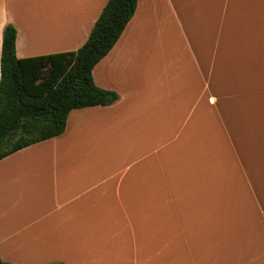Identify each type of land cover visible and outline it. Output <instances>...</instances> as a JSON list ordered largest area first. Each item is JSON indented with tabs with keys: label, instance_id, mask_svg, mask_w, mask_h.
Returning <instances> with one entry per match:
<instances>
[{
	"label": "crops",
	"instance_id": "0c3cea01",
	"mask_svg": "<svg viewBox=\"0 0 264 264\" xmlns=\"http://www.w3.org/2000/svg\"><path fill=\"white\" fill-rule=\"evenodd\" d=\"M108 0H0L18 59L80 48ZM107 106L0 160L11 264H264V0H137Z\"/></svg>",
	"mask_w": 264,
	"mask_h": 264
},
{
	"label": "trees",
	"instance_id": "16d2710c",
	"mask_svg": "<svg viewBox=\"0 0 264 264\" xmlns=\"http://www.w3.org/2000/svg\"><path fill=\"white\" fill-rule=\"evenodd\" d=\"M137 0H108L83 45L69 53L18 59L17 31L6 24L0 54V160L60 135L74 109L107 106L113 91L93 83L91 71L114 45ZM0 264H11L0 259ZM61 264V263H60Z\"/></svg>",
	"mask_w": 264,
	"mask_h": 264
}]
</instances>
